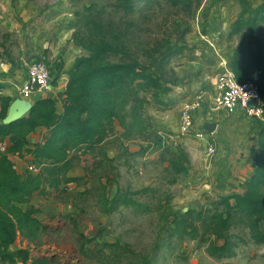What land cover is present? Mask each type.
Instances as JSON below:
<instances>
[{"label": "rangeland", "instance_id": "obj_1", "mask_svg": "<svg viewBox=\"0 0 264 264\" xmlns=\"http://www.w3.org/2000/svg\"><path fill=\"white\" fill-rule=\"evenodd\" d=\"M122 1L0 0V91L12 92L14 97L21 96L28 65L34 61L48 64L59 88L58 95H63L70 66L78 56L89 54L74 38L75 31L85 28L89 19L129 26L128 45L144 63L149 64L147 52L152 49H159L152 53L159 58L158 63L169 54L160 73L168 80L170 90L160 99L152 92L141 93L149 100L144 112L152 124L150 131L129 138L123 128H116L101 145L115 157L114 161L102 164L96 154L78 153L76 166L69 174L85 176L84 180L70 182L59 191L52 189L50 195L36 194L29 203L22 204L24 208L36 209L35 216L45 227L35 241L17 239L12 250L28 249L31 260L18 259L14 264H32V260L43 256L54 264H116L115 260L101 259L98 253L103 246L99 242H120L135 250L137 258L149 256L154 264H264V244L251 241L242 228L232 230L233 235L245 240L234 238L239 242L236 254L217 259L208 254V241L204 242L203 237L170 236L162 229L168 224L155 210L162 204L167 212L174 210L182 215L192 209L211 207L222 196L216 181L223 162L217 155L207 154V140L183 135L178 128L186 100L203 94L202 108L207 105L209 111L210 104L206 102L208 93L215 90L214 76L224 70L221 57L226 60L241 43L247 42L246 32L230 35L242 11L241 0H201L199 5L195 0L192 9L174 4L173 0H132L133 13L123 9ZM247 1L256 8L264 0ZM178 46L183 47L180 52L170 53L171 47ZM204 114L199 111L197 117L213 119ZM155 135L163 139L162 144L158 139L155 142ZM174 154L188 172L173 170ZM25 161L16 162L21 173H25ZM103 186L108 198H114L120 188L153 211L116 202L114 212L105 214L99 204ZM261 226L264 230V220ZM101 229L104 237L89 241L87 246L94 251L85 255L80 235L93 238ZM106 251L111 253L110 249Z\"/></svg>", "mask_w": 264, "mask_h": 264}, {"label": "trees", "instance_id": "obj_2", "mask_svg": "<svg viewBox=\"0 0 264 264\" xmlns=\"http://www.w3.org/2000/svg\"><path fill=\"white\" fill-rule=\"evenodd\" d=\"M194 1L173 0V3L192 9ZM196 1L198 5L201 2ZM241 2L242 11L233 23L230 35L246 32L247 42L235 50L230 68L240 82H254L264 102V1L256 8L247 0ZM121 5L128 13L135 10L132 0H123ZM87 23L85 28L74 33L76 43L87 49L89 54L78 56L67 72L69 80L64 92V112L58 114L56 100L47 98L36 102L27 116L10 124H0V263L14 264L18 259L30 261L28 249L14 251L12 247L19 235L35 241L45 227L35 216L36 209L25 210L22 204L29 203L36 193L50 195L51 189L59 191L63 185L84 180L85 176L69 175L78 153L96 154L101 157L102 164L114 161L101 145L115 133L117 126L122 127L129 138L142 136L152 126L144 112L149 100L141 93L152 92L160 99L159 96L170 90L168 80L160 73L163 62L169 61V54L158 63L159 58L152 53L159 49H152L151 53L147 52L151 59L149 64L144 63L128 45L131 41L129 26L123 27L114 21L103 24L93 19ZM171 48L170 53L174 54L183 49L182 46ZM113 57L119 59L113 60ZM62 67L61 63L59 69ZM51 75L53 84H56L52 72ZM12 101V96L0 92V118L6 116ZM257 124L261 129L259 149L253 159L254 174L245 182V192L222 195L211 207L192 209L182 215L174 210L167 212L160 204L155 210L168 224L162 229L170 236L203 237L204 242L208 241V254L217 259L236 254L235 248L239 243L236 238L245 241L232 234V230L238 227L247 231L251 241L264 244L261 226L264 220V120H257ZM41 126L50 129L51 136L43 144L28 149V136ZM155 136V142L158 139L162 144L163 139ZM24 151L32 153L35 168H41L40 173L29 174L25 179L10 158L11 154L21 155ZM176 157L172 155L173 170L176 173L188 172V167ZM105 189L99 190V204L105 214L114 212L116 202L153 211L132 200L120 188L112 199L107 197ZM103 237L102 229L93 238L81 234L82 252L90 256L94 250L87 243ZM99 245L103 246L98 253L101 259L115 260L116 264H154L149 256L137 258L135 250L120 242H99ZM158 247L157 244L155 249ZM32 264H54V261L43 256L32 260Z\"/></svg>", "mask_w": 264, "mask_h": 264}, {"label": "crops", "instance_id": "obj_3", "mask_svg": "<svg viewBox=\"0 0 264 264\" xmlns=\"http://www.w3.org/2000/svg\"><path fill=\"white\" fill-rule=\"evenodd\" d=\"M234 53L230 55L229 57H226L225 58L226 60H223L224 57H221L222 63H223L222 64L223 69L230 68V62L232 60ZM72 65L70 67H72ZM222 65H221V68H222ZM214 77H215V83H216L218 75ZM68 80L62 86L64 90H63V95H60V96L58 95V89H59L58 85H55V84H53L54 87L52 91H49L46 93L33 94L31 97H28V98L23 97L22 94L21 96L14 97L12 92H4V90L0 92L4 95L12 96L13 101L17 98L26 99L28 101V105H31L32 107L38 101L45 100L47 98H53L57 102L58 114H62L65 108L66 95L64 92L67 87ZM214 88L215 90L212 94L208 93L209 101L206 102V104L207 103L210 104L209 111H208L207 105L204 108L199 109L195 114V122L199 127H202V125L204 126L206 122H210V121L217 123V130L212 134L209 133L210 137L206 142L208 146L209 140L211 142L212 140L214 141L213 143L215 144L216 151L213 154V156L215 157L217 155L219 157V162H223L222 163L223 167L221 168V170H219V173L221 175H219L216 181L218 183V191H220V194L228 195L229 193L231 194V192L243 193L246 190L243 185L244 181H246L247 179H250L252 175L254 174L253 159L259 149V133L261 129L259 125L257 124V120H264V116H263V119H258V118H252L248 116L243 110H238L234 113H229L225 110H215L214 105H215V96H216V85L214 86ZM0 111H1V106H0ZM30 111L31 109L28 110L27 113L23 117L27 116ZM199 111H202V113H205L207 115H210V117L212 116L213 119L209 118V119L202 120V116L200 119V117H197V114L199 113ZM4 118H2L0 124H4L3 123ZM117 128H122V127L117 126ZM178 131L180 132V126L178 128ZM50 136H51L50 129L44 126L38 127L34 132H32L28 136L27 148L32 149L35 147V145L43 144ZM105 152L108 154L110 158H115L114 156H111L106 150ZM10 158L14 161L17 170L18 168H17L16 162L17 161L20 162L22 161V159L27 160L25 161L26 163L25 173H21L18 170V172L22 174L24 179L29 174L37 175L41 171L40 167L39 168L37 167L33 171L29 169L31 165L35 166L34 156L32 153L24 151L21 155L11 154ZM42 196H45V195H42ZM22 208L25 210L29 209V208H24L23 206ZM19 238L26 239L29 242V239L23 237L22 235H19L17 239ZM2 263L3 262H1L0 264Z\"/></svg>", "mask_w": 264, "mask_h": 264}, {"label": "built area", "instance_id": "obj_4", "mask_svg": "<svg viewBox=\"0 0 264 264\" xmlns=\"http://www.w3.org/2000/svg\"><path fill=\"white\" fill-rule=\"evenodd\" d=\"M53 87V77L46 62L34 61L28 65L26 81L21 88L23 97L46 93L52 91ZM251 100H255L256 104L250 105ZM204 101L203 94H200L183 104L180 111V131L183 135L195 136L201 140L209 139L210 135L203 125L197 128L195 122V114L202 108ZM214 109L229 113L243 110L248 116L258 119H263L264 116V102L258 86L252 81L240 82L231 68H225L217 77ZM215 151V144L209 140L208 155L214 154ZM29 169L33 171L36 168L31 165Z\"/></svg>", "mask_w": 264, "mask_h": 264}, {"label": "water", "instance_id": "obj_5", "mask_svg": "<svg viewBox=\"0 0 264 264\" xmlns=\"http://www.w3.org/2000/svg\"><path fill=\"white\" fill-rule=\"evenodd\" d=\"M256 101L251 100L250 105H255ZM32 108L31 105H28V101L23 98H17L15 99L9 109L6 117L3 119L4 124H10L16 120L21 119L28 110ZM203 128L210 133H214L217 130V123L216 122H206L203 126Z\"/></svg>", "mask_w": 264, "mask_h": 264}]
</instances>
